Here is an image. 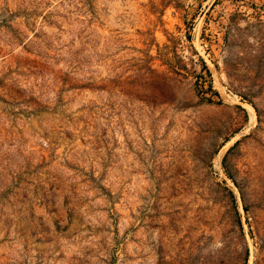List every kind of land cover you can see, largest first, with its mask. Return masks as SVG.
<instances>
[{
	"label": "rangeland",
	"instance_id": "rangeland-1",
	"mask_svg": "<svg viewBox=\"0 0 264 264\" xmlns=\"http://www.w3.org/2000/svg\"><path fill=\"white\" fill-rule=\"evenodd\" d=\"M0 264H264V0H0Z\"/></svg>",
	"mask_w": 264,
	"mask_h": 264
}]
</instances>
